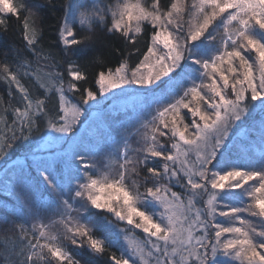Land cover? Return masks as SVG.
<instances>
[{"label":"snow or ice","instance_id":"1","mask_svg":"<svg viewBox=\"0 0 264 264\" xmlns=\"http://www.w3.org/2000/svg\"><path fill=\"white\" fill-rule=\"evenodd\" d=\"M42 7L0 0V26L7 31L8 15ZM77 23L89 31L103 25L132 46L150 25V43L134 67L126 61L108 67L95 57L100 70L86 86L87 65L43 52L40 32L26 16L29 51L37 63L51 62L37 71L23 58L15 70L0 63V80L8 85V100L0 96V159L18 141L66 140L83 122L84 106L115 89L137 85L158 107L150 119L124 129L105 162L81 144V150L34 155L21 167L17 199L29 211L13 225L15 235L0 240V264H81L63 240L78 248L86 242L90 254L103 256L112 247L110 232L129 240L136 229L144 241L129 240L119 256L108 254L109 264H264V155L239 162L227 147L237 122L257 107L264 112V0H114L103 6L67 0L59 29L66 52L91 38L77 39ZM23 77L38 87H26ZM261 128L264 139V120ZM32 169L46 186L39 207L29 197ZM57 224L59 235L52 232Z\"/></svg>","mask_w":264,"mask_h":264},{"label":"trees","instance_id":"2","mask_svg":"<svg viewBox=\"0 0 264 264\" xmlns=\"http://www.w3.org/2000/svg\"><path fill=\"white\" fill-rule=\"evenodd\" d=\"M24 2L29 6L38 3L43 5V7L32 8L31 15L27 11H21L19 18L15 15H8L6 17L7 31L0 26V63H8L12 70H15L18 58L30 61L33 71L42 69L44 65L51 62L41 59L37 63L34 54L29 51L24 40V29L22 26L26 16H28L29 23L32 24L34 22L35 27L40 32L39 47L43 52H50L56 60L61 62L70 60L81 65H87L88 82L86 86L92 85L93 74L100 70L98 64L92 63L95 57H102L103 62L108 67H117L121 61H126L130 67H134L143 58L142 53L146 52L147 44L150 43V25L145 27L144 32L137 38L136 45L132 46L127 45L118 34L113 35L112 33H108L103 25L95 24L93 25V29L89 31L87 28H81L77 23L75 26L77 39L91 38L85 39L83 44L72 46L73 50L71 52H66L64 45L60 41L59 29L63 23L64 6L67 0H24ZM87 2L91 4L92 0H87ZM113 2L114 0H100L101 6L105 3ZM145 2L150 3L151 0H145ZM166 3H168V0H163V4ZM136 49H139V52ZM256 71L254 68V73ZM40 74L42 75V71ZM21 82L30 89L38 87L35 80L29 77H23ZM68 95L73 99V102L78 101L80 98L78 94L73 96V94L68 93ZM0 96L5 101L8 100V85L3 80H0ZM170 99L171 97H169ZM54 103H56L55 97L50 102V106ZM254 103L258 104V102ZM157 107V104L152 103L151 97H145L142 100L135 99L129 101L127 104L122 105V107L89 108L86 110L84 117L81 118L83 122L76 126L75 133L69 134L71 139L65 145L63 152L68 151L65 149L66 147L71 149L73 146V149L81 150L80 145L84 144L91 151L99 152L97 159L105 162L107 154L120 142L124 129L128 128L131 131V125L138 119H150L149 112H154ZM0 109H2V106H0ZM8 118L9 120L11 119V112H9ZM262 120H264V112H261L259 107H257L256 111L252 112L251 115L247 116L243 121L237 122L238 127L229 130L227 147L231 155L237 158L239 162H246L253 158L258 159L264 155ZM0 128H3L2 123H0ZM41 131H43V128ZM91 132H95L97 137L92 136ZM39 136L40 133H34V137ZM138 139V136L132 137L131 143L133 147L138 146L136 143ZM41 140L33 139L30 142L18 141L8 152L7 157L0 159V171H3L5 165L8 164L6 169L0 174V240L6 235L14 236L13 225L20 223V217H25L28 214V207L12 198L19 191L15 183V176L21 167L31 161L30 156L34 154ZM15 159H22L23 161L21 162L23 163H11ZM102 170L106 169L102 168ZM114 171L115 169H113V173ZM30 174L32 176V190L36 191V194L39 196V200L36 202L37 207H39L41 198L44 197L46 199L47 197L45 186L39 181L35 169L30 170ZM143 190L142 187L141 191ZM173 190L180 191L179 187H174ZM33 210L35 211V209ZM242 215L246 219L252 220L258 226L257 218L251 217L247 213H243ZM44 219L48 221V216L45 215ZM108 219L112 220L113 218L108 216ZM30 224L31 220H29V226ZM57 225H55V228L58 227L60 231L55 233H62L63 230ZM120 227L122 228L124 225L121 224ZM5 230L8 231L5 232ZM94 233L103 238L104 233L95 229ZM128 234L134 238L143 239L142 231L140 232L137 229ZM122 235L117 236L114 231L108 234L109 239L112 241V247L108 248L106 254L103 256L90 254L86 242L83 248H78L67 240H63L62 243L74 253L77 259L81 260V264H109L108 254L115 253L119 256L122 251L127 249Z\"/></svg>","mask_w":264,"mask_h":264},{"label":"rangeland","instance_id":"3","mask_svg":"<svg viewBox=\"0 0 264 264\" xmlns=\"http://www.w3.org/2000/svg\"><path fill=\"white\" fill-rule=\"evenodd\" d=\"M125 89L126 90L115 89L111 93H108V94H106L104 96H99L98 97V102H92L91 106L85 105L84 108L87 110L89 108H109L111 106H116V107H120L121 106L122 107V105L127 104L129 101H132V100H135V99L142 100L145 97H150V96H146L144 94V90L140 89L139 86H137V85L125 86ZM234 128H236V127H234ZM91 134H92V136L97 137V134L95 132H91ZM52 135H58V134L53 133ZM70 139H71V137L69 136V138H67L66 140L60 141L59 143H54L52 141H49V139L47 137H45L44 139H42L39 142V145L37 146L36 151L34 152L33 155L30 156V158L32 159V157L34 155H47L49 150H53V151H56L58 153L59 152H63V149H64L65 145L69 142ZM73 148H74V146L71 149H73ZM65 149L66 150H71V149H69V147H66ZM21 161H23V160L22 159H15V160L11 161V163H17V164L23 163ZM7 165L8 164L5 165L4 170L6 169ZM3 171H0V174ZM29 197L34 203L38 202V200H39V196H38V194H36V191H34V190H32L29 193ZM12 198L14 200L18 201L17 195L12 196ZM73 215H75V213H73ZM45 222H48V221H45ZM57 226H59L60 229L63 230L61 225L58 224ZM55 227L56 226H54L52 228V232H53V234L59 235L61 232L60 233H55L57 231H60L58 229V227L57 228H55ZM137 230H139V229H137ZM139 231L141 232V230H139ZM124 235L125 234L122 235V239H123V241H124V243H125L127 248L129 246V240H131L133 242H143L144 239H145V234L144 233L142 235V238H143L142 240L134 238L132 235H130L128 233H127V235L129 236V240H125L124 239Z\"/></svg>","mask_w":264,"mask_h":264}]
</instances>
